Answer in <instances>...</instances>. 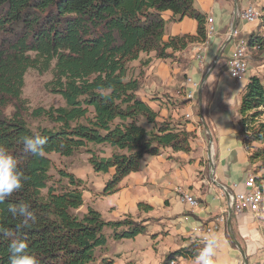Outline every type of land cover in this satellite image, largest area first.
<instances>
[{
    "label": "trees",
    "instance_id": "obj_1",
    "mask_svg": "<svg viewBox=\"0 0 264 264\" xmlns=\"http://www.w3.org/2000/svg\"><path fill=\"white\" fill-rule=\"evenodd\" d=\"M165 12L171 14L168 20L162 17ZM184 18L195 21V35L164 39L167 23ZM206 19L193 0H0V145L28 177L19 192L0 204V226L15 233L19 218L11 216L7 205L29 203L37 221L19 235L38 264H114L106 257L111 242L137 236L154 239L145 221L130 216L108 219L91 207L79 214L81 181L62 170L53 181L47 155L69 158L84 150L95 173L110 175L100 192L110 196L125 177L138 171L145 155L189 154L196 138L195 131L186 128L189 122L160 119L151 105L158 100L137 95L142 72L134 77L128 66L141 54L154 53L155 59L167 61L172 53L205 43ZM244 45L247 53L264 51V32L251 33ZM262 65L264 69V60ZM28 71L49 73L45 88L64 101L63 107L32 112L49 127L31 129L23 118L21 95ZM238 115L249 162L264 160V124L258 122L264 116V82L259 78H249ZM34 134L47 137L38 157L27 154L19 139ZM253 144L263 147L249 154ZM99 146L111 149L109 157L97 154ZM137 209L153 210L145 203H138ZM9 242L0 239V264H8ZM187 254L180 250L166 261Z\"/></svg>",
    "mask_w": 264,
    "mask_h": 264
},
{
    "label": "crops",
    "instance_id": "obj_2",
    "mask_svg": "<svg viewBox=\"0 0 264 264\" xmlns=\"http://www.w3.org/2000/svg\"><path fill=\"white\" fill-rule=\"evenodd\" d=\"M194 1L199 4L201 12H204L207 17L205 43L194 44L182 52L172 53V58L175 59L171 58L167 61L155 59L154 53L141 54L137 61L129 64V67L136 68L134 77L142 72L137 95L145 101L156 98L155 95L159 97L163 93L175 92L176 88H180L185 95L186 89L189 88L186 83L188 79L197 83L199 87L203 78L213 68L206 78L200 96L197 89L191 100H187L185 96L182 99V108L183 106L187 107L184 115L190 116L186 128L189 131H195L196 135L195 140L191 143V152L189 154L170 153L172 155L170 158L179 161L181 165L190 163V173H194L195 178L181 170L182 173L178 174L184 177L185 187L167 186L163 192H149L141 185L140 179L131 183L130 179L133 174H130L120 182L117 193L101 196L98 191L89 203L92 208L103 205V211L97 212L114 220L120 219L124 215L135 214L138 203L150 205L153 212H156L157 208L158 215L154 217H159L161 221H166L169 217L175 218L174 226L181 224L182 228L174 236L172 246L175 248L164 249L161 253H174L180 251L179 249L192 247L191 250H186L189 253L187 256L179 258L181 263L186 260V264H193V257L203 246L199 241L201 228L216 216L225 215L226 218L228 217V194L245 191V180L249 176L251 165L238 125V110L248 81L241 78L238 80L229 78L225 60L231 52L222 58V52L226 46L232 41L235 43V39L229 41L235 20L234 0H193V6ZM237 1L239 2V0ZM196 28L195 21L184 18L180 23H170L167 26L168 30L166 29L164 32V39L195 35ZM237 28L238 22H236L235 30L244 38L241 40V45H244L245 38L252 31L247 32L245 28L237 31ZM221 49L220 59L215 61ZM167 52L171 53V51ZM197 53L199 59L195 57ZM146 59L151 61L141 66L140 61ZM151 105H154V108L159 111L160 119L178 120L180 109L170 105L159 106L157 102L151 103ZM194 109L196 113L193 117ZM156 158L161 159L160 156ZM233 185H237L236 189ZM175 188H181L187 194L193 195L198 204L197 210H189L180 201L179 195L174 192ZM224 189L227 194L223 191ZM166 200L169 202V207L165 208L162 205L160 207V204ZM253 213L254 216L249 214L237 216L231 213V224L233 227H237L239 237L245 242L248 264L249 261L255 260L259 256V252L260 254L264 252V199L257 210L253 209ZM212 232L219 237L214 257L215 264H241L242 258L239 252L233 245L231 247L226 225L225 230L219 232L218 228ZM178 238L182 242H177ZM123 241L137 242L131 243L132 247L128 251L122 252H117L111 245V253L106 256L113 258L114 264L122 263L128 257H131V261L137 262V264H143L140 260L143 261L148 256L147 253L152 249L153 242L156 240H151L149 236H137L133 240ZM254 254L258 256L254 258Z\"/></svg>",
    "mask_w": 264,
    "mask_h": 264
},
{
    "label": "rangeland",
    "instance_id": "obj_3",
    "mask_svg": "<svg viewBox=\"0 0 264 264\" xmlns=\"http://www.w3.org/2000/svg\"><path fill=\"white\" fill-rule=\"evenodd\" d=\"M194 2H195L194 3L195 10H197L199 13L204 15L205 13L201 12L199 8L200 7L199 4L196 1ZM248 6L253 7L257 11L259 15V20L251 24H248L236 17V22H238L237 31H240L241 29L245 28L247 32L251 30L252 33H263L264 28L262 25V18L264 17V0H239V2L237 3L238 10L245 9ZM170 16L171 14L168 12L162 14V17L165 20H168ZM180 22L181 21L168 22L165 27V31L170 23H180ZM237 38L244 39L238 33H237ZM233 47H234V41L230 42L226 46L225 50L222 52V58H225L231 52ZM247 57L248 60H247L246 73L241 77V79H244V81H248L250 77H257L262 82H264V69L262 65L264 60V51H260V50L248 51ZM172 59L175 58L173 57ZM141 62L142 61H140V64ZM129 69L131 70L132 74L135 73L136 68L129 67ZM50 79L51 76L49 73L38 74L35 71H28L24 76V87L22 89L21 98L25 103V111L23 112L22 115L26 124L31 129H35L37 127H49L48 122L44 118H35L32 115V112L35 109L47 110L49 108H58L64 106V101L61 99L60 96L49 93L45 88L47 82ZM184 96L185 95L183 94L180 88H176L175 92L163 93V95L159 97L155 95L156 99L158 100L157 103H159L160 105H170L172 107L174 106V108L180 109L181 112L178 113V117H177L178 120H180L181 122H185V121L189 122L190 120L186 119L184 115L185 111L187 110V107L183 106L182 108V104H181ZM9 111L10 110H7L6 113L8 114ZM195 113L196 110L194 109L192 114L193 117ZM258 122L260 124H264V116L260 117ZM262 147L263 146L260 144H253L252 149L249 151V154H253ZM96 149L98 150L96 151L97 154L102 157H109L111 153V149H109L108 147L99 146L96 147ZM170 156L172 155L168 151H165L160 155L161 159H157L156 157H150L148 155H145L139 163L138 171L132 173L133 175L131 176L130 182L132 183L134 180L140 179L141 185L145 187L149 192H153V191L163 192L167 188V186L185 187L184 177L179 176L178 173L180 172L181 174L182 172H186L187 174H189V176L195 178V174L190 173L191 164L185 163L181 165L179 161L177 162L175 161V159L174 160L171 159ZM47 157L52 162V167L49 174L51 175V179L53 181H56L58 179L57 172L60 170L73 174L77 180L81 181V188L83 190L82 191L83 206L77 212L79 214L85 213L86 209L90 207L89 204L90 200L93 199L95 195H97L98 191L100 192L102 191L104 184L108 182L110 175L95 173L92 167L90 166V164L88 163L89 156L87 155V153H85L84 150H80L74 153L69 158L60 157L59 155L56 154H48ZM248 175L255 177L258 182L260 181L263 182L264 184V160L258 159L251 162ZM174 192L175 193L177 192V188L174 189ZM107 203H109V200H107ZM161 205L164 206L165 208L169 207V202L167 200L163 201L162 204H160V207ZM93 209L99 212L103 211V205H99ZM156 215H158L157 208H156V212H153L152 210L148 213H144V212H139V210L137 209V212L135 214L124 215V216H130L135 220L145 221L146 225L148 226V231L152 235H154V239L151 240L153 241L156 240L155 242H153V246H152L153 250L151 249L148 251L147 253L148 256L145 259H143V261L140 260V262L143 264H145L147 261L148 262L146 264H166L167 257L171 253L162 254L161 251L164 249L171 250L175 248V246H172L174 236L178 231L182 229L181 224L174 226L175 224L173 223V220L175 218L169 217L166 221H161L159 217H154ZM231 227L235 239L241 246V249L245 253L246 259L248 261L245 242L241 237H239L237 232V227L236 226L233 227L232 224ZM136 242L133 241L111 242L108 245L107 255L111 253V248H110L111 245L115 247L117 252H122V251H128L132 247L131 243H136ZM177 242H182V240L178 238ZM232 245L233 244L231 243V247ZM233 247L235 246L233 245ZM191 248L192 247H189V249L182 248L179 250L186 251V250H191ZM253 256L255 258L258 255L254 254ZM179 258L180 257L176 255L175 259H171V260H175L177 264H186V260H183V262L181 263ZM116 264H137V262L131 261V257H128V259H126L122 263L116 262ZM241 264H243V262H241ZM249 264H264V252L263 254L262 253L260 254L259 252V256L255 260L249 261Z\"/></svg>",
    "mask_w": 264,
    "mask_h": 264
},
{
    "label": "clouds",
    "instance_id": "obj_4",
    "mask_svg": "<svg viewBox=\"0 0 264 264\" xmlns=\"http://www.w3.org/2000/svg\"><path fill=\"white\" fill-rule=\"evenodd\" d=\"M24 151L33 157L42 155L47 137L40 134L23 135L20 138ZM28 177L18 169L17 160L0 145V204H4L13 193L19 192ZM7 211L14 218H19L15 226V233L0 226V239H9L8 264H38L36 256L29 251V245L19 235L24 229L31 228L37 221V216L27 202L9 203ZM219 244V237L209 232L204 237L203 246L193 257V264H215L214 257Z\"/></svg>",
    "mask_w": 264,
    "mask_h": 264
},
{
    "label": "built area",
    "instance_id": "obj_5",
    "mask_svg": "<svg viewBox=\"0 0 264 264\" xmlns=\"http://www.w3.org/2000/svg\"><path fill=\"white\" fill-rule=\"evenodd\" d=\"M236 17L248 24L252 23V15L249 13L248 7L240 10L237 9ZM230 36L231 39H235V43L229 57L225 60V68L230 79L238 80L246 73L248 57H246L242 53V39L237 38L236 31L233 34H230ZM195 57L199 59V54H195ZM186 83L189 85V88L186 89L185 98L187 100H191L195 94V91H197L198 89V84L190 79H188ZM185 117L186 119L190 118L189 115H186ZM250 176L251 175L247 176L245 180V191H235V193L232 195L228 194L229 210L231 211V213L237 216L242 214H249L254 216L253 197L247 191V181ZM233 187L236 189L237 185H233ZM223 191L226 193L225 189ZM176 193L179 195L180 201L184 205H186L189 210H197L198 204L196 203V200L193 195L187 194L181 188H177ZM226 221L227 218L225 215L216 216L213 220H211L209 223H207L201 228L199 241L202 244L204 243V237L209 232H211V226H219V232L225 230Z\"/></svg>",
    "mask_w": 264,
    "mask_h": 264
},
{
    "label": "bare ground",
    "instance_id": "obj_6",
    "mask_svg": "<svg viewBox=\"0 0 264 264\" xmlns=\"http://www.w3.org/2000/svg\"><path fill=\"white\" fill-rule=\"evenodd\" d=\"M248 10L252 15V23L259 20V15L253 7L248 6ZM241 47L243 55L247 57V49L245 45H241ZM247 191L253 197V209L257 210L261 206L264 199V185L261 184V182L259 183L255 177L250 176L247 181ZM218 228L219 226H211V232ZM166 264H177V262L175 260H170L167 261Z\"/></svg>",
    "mask_w": 264,
    "mask_h": 264
},
{
    "label": "water",
    "instance_id": "obj_7",
    "mask_svg": "<svg viewBox=\"0 0 264 264\" xmlns=\"http://www.w3.org/2000/svg\"><path fill=\"white\" fill-rule=\"evenodd\" d=\"M234 17H235V20H234V25L232 26V29H231V34H233L235 32V26H236V15H237V0H234ZM231 40V36L229 38V41ZM221 51L222 49L218 52L217 54V57H216V60H219L220 59V56H221ZM213 69V68H212ZM212 69H210V71L206 74V76L203 78V80L201 81L200 83V86L198 87V95L200 96L201 94V90H202V87L206 81V78L207 76L209 75V73L212 71ZM226 227H227V235H228V238L230 240V242L235 246V248L237 249V251L239 252L241 258H242V262L243 264H248V261L246 259V256H245V253L242 251L241 249V246L239 245V243L236 241L235 239V236L233 234V231H232V227H231V211L229 210L228 212V217H227V222H226Z\"/></svg>",
    "mask_w": 264,
    "mask_h": 264
}]
</instances>
